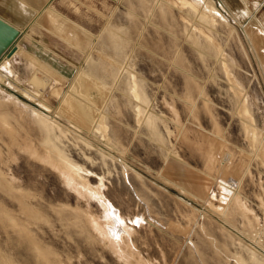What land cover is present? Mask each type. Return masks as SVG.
Masks as SVG:
<instances>
[{"label": "rangeland", "instance_id": "obj_1", "mask_svg": "<svg viewBox=\"0 0 264 264\" xmlns=\"http://www.w3.org/2000/svg\"><path fill=\"white\" fill-rule=\"evenodd\" d=\"M229 11L37 12L0 65V264H264V46Z\"/></svg>", "mask_w": 264, "mask_h": 264}, {"label": "crops", "instance_id": "obj_2", "mask_svg": "<svg viewBox=\"0 0 264 264\" xmlns=\"http://www.w3.org/2000/svg\"><path fill=\"white\" fill-rule=\"evenodd\" d=\"M50 1L51 0H0V19L19 31L16 40L0 56V65L7 62L9 67H12V62L15 60L14 57L16 53H19L18 43L21 40L20 38L23 31L30 26L37 12ZM222 2L225 7L230 10V14L237 16V18L254 19L258 22L255 24V28L248 31V35L259 37L260 42L258 48L264 46V0H222ZM50 14L51 12H49V15ZM51 19H53L52 16ZM59 22L56 24V28L60 29L62 23L61 21ZM75 35H77V33H75ZM81 40H85L84 37ZM261 42H263L262 45H260ZM12 49L15 50L10 54ZM263 50L261 51L262 53ZM262 56L264 59V53ZM31 57L33 59H38L35 56ZM263 64L264 62H262V67Z\"/></svg>", "mask_w": 264, "mask_h": 264}, {"label": "water", "instance_id": "obj_3", "mask_svg": "<svg viewBox=\"0 0 264 264\" xmlns=\"http://www.w3.org/2000/svg\"><path fill=\"white\" fill-rule=\"evenodd\" d=\"M18 35V29L8 25L0 19V56L16 40ZM14 50L12 49L10 54H12Z\"/></svg>", "mask_w": 264, "mask_h": 264}, {"label": "bare ground", "instance_id": "obj_4", "mask_svg": "<svg viewBox=\"0 0 264 264\" xmlns=\"http://www.w3.org/2000/svg\"><path fill=\"white\" fill-rule=\"evenodd\" d=\"M258 32V31H257ZM62 172V174L64 175V177L66 178V179H68L69 181L71 180H73V174L72 173H70V172H65V171H61ZM86 187V186H85ZM88 189V188H87ZM112 221V220H111ZM109 226V225H108ZM112 228V227H111ZM97 230H98V232L99 233H101L102 235H104V236H106V237H108V238H110V240L115 244V239L116 238H118L117 237V235L119 234V231L121 230L120 229V225H119V223L116 221V226H115V228H113V229H110L109 227H106V226H103V225H97ZM115 246H116V244H115ZM117 247V246H116ZM119 247H117V249H118ZM120 249V248H119ZM120 251V250H119Z\"/></svg>", "mask_w": 264, "mask_h": 264}]
</instances>
